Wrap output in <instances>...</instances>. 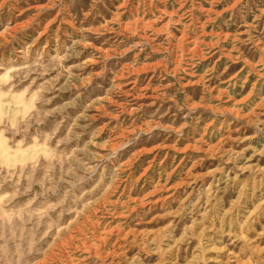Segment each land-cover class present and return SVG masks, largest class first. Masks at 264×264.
<instances>
[{
	"label": "rangeland",
	"instance_id": "374dc122",
	"mask_svg": "<svg viewBox=\"0 0 264 264\" xmlns=\"http://www.w3.org/2000/svg\"><path fill=\"white\" fill-rule=\"evenodd\" d=\"M0 264H264V0H0Z\"/></svg>",
	"mask_w": 264,
	"mask_h": 264
}]
</instances>
